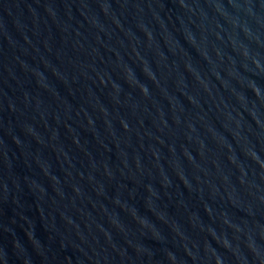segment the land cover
Here are the masks:
<instances>
[{"label":"water","instance_id":"obj_1","mask_svg":"<svg viewBox=\"0 0 264 264\" xmlns=\"http://www.w3.org/2000/svg\"><path fill=\"white\" fill-rule=\"evenodd\" d=\"M0 264H264V0H0Z\"/></svg>","mask_w":264,"mask_h":264}]
</instances>
